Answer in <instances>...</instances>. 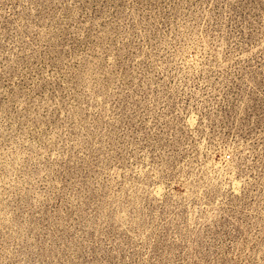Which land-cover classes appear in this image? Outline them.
Wrapping results in <instances>:
<instances>
[{
    "label": "rangeland",
    "instance_id": "rangeland-1",
    "mask_svg": "<svg viewBox=\"0 0 264 264\" xmlns=\"http://www.w3.org/2000/svg\"><path fill=\"white\" fill-rule=\"evenodd\" d=\"M0 264H264V0H0Z\"/></svg>",
    "mask_w": 264,
    "mask_h": 264
}]
</instances>
